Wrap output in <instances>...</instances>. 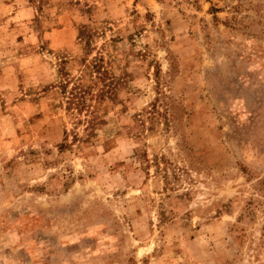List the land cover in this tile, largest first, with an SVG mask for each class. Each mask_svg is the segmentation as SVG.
I'll return each instance as SVG.
<instances>
[{
	"label": "rangeland",
	"instance_id": "1",
	"mask_svg": "<svg viewBox=\"0 0 264 264\" xmlns=\"http://www.w3.org/2000/svg\"><path fill=\"white\" fill-rule=\"evenodd\" d=\"M0 264H264V0H0Z\"/></svg>",
	"mask_w": 264,
	"mask_h": 264
},
{
	"label": "trees",
	"instance_id": "2",
	"mask_svg": "<svg viewBox=\"0 0 264 264\" xmlns=\"http://www.w3.org/2000/svg\"><path fill=\"white\" fill-rule=\"evenodd\" d=\"M85 78V77H84ZM104 79H105V75H103V77L101 78V80L98 78L97 80H100V81H104ZM69 80H65L63 83H62V87L64 88V89H67V82H68ZM92 85V86H91ZM97 84H96V81H94V82H92V84H90V85H88V86H86L85 87V90H80L79 89V87H77L78 86V84H76V87H73V91L75 90V89H77L78 91H79V93H76V91L75 92H69V93H71V96L70 97H67V101H68V107L69 106H76V108H77V106L79 107V105H81V107H84V105L85 106H87V108L89 109V107H91L89 104H86V102L85 101H83L82 102V98H83V94L84 93H87V94H92L93 92H92V88L94 87V86H96ZM72 91V90H71ZM103 90H100V92H96V94H94V96H91V97H94V98H97V97H103ZM87 109V110H88ZM89 120H87V125L86 126H88V124H89Z\"/></svg>",
	"mask_w": 264,
	"mask_h": 264
}]
</instances>
